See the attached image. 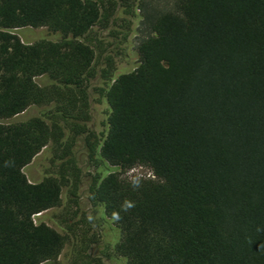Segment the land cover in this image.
Listing matches in <instances>:
<instances>
[{"label": "trees", "instance_id": "trees-1", "mask_svg": "<svg viewBox=\"0 0 264 264\" xmlns=\"http://www.w3.org/2000/svg\"><path fill=\"white\" fill-rule=\"evenodd\" d=\"M115 9L112 0H0V264H44L66 243L34 218L60 208L63 188L79 180L68 150L96 77L86 38ZM143 25L139 65L106 90L97 146L109 165L153 178L110 173L90 188L120 233L113 254L127 264H264V0L147 5ZM42 27L60 39L25 44L13 33ZM31 107L48 110L16 119ZM50 146L57 173L29 178Z\"/></svg>", "mask_w": 264, "mask_h": 264}, {"label": "rangeland", "instance_id": "rangeland-1", "mask_svg": "<svg viewBox=\"0 0 264 264\" xmlns=\"http://www.w3.org/2000/svg\"><path fill=\"white\" fill-rule=\"evenodd\" d=\"M107 1V0H105ZM116 9L105 28H95L86 40L94 50V69L96 77L89 83V118L83 125V132L76 136L70 145L69 157L73 171L79 173L77 185L73 183L62 190V206L36 215L35 222L42 220L53 229L66 236V243L55 260L44 264H127V261L113 254L112 246L119 238V231L104 215L103 208L91 201L90 188L110 173H121L123 177L153 178L146 167H135L122 171L102 160L98 154L97 144L107 128L108 105L105 93L112 81L121 73L131 72L139 65L137 46L145 36L143 25L146 6L156 10H169L175 0H112ZM25 44L38 40L58 41L60 35L42 28H20L13 31ZM104 73V74H103ZM102 75H104L102 77ZM40 85L44 79H37ZM48 107H31L16 119L32 115H41ZM75 134L69 129L66 138L70 140ZM94 148V152L90 150ZM53 147L44 149L25 169L29 178L43 179L57 173L61 160L53 162ZM60 154V153H58ZM55 164V165H54ZM67 166V167H69ZM39 216V217H38Z\"/></svg>", "mask_w": 264, "mask_h": 264}]
</instances>
